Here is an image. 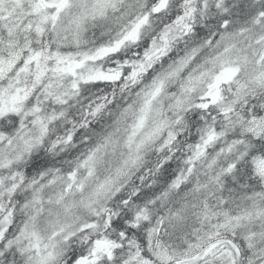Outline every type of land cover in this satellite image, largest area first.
Instances as JSON below:
<instances>
[{
    "label": "snow or ice",
    "instance_id": "obj_1",
    "mask_svg": "<svg viewBox=\"0 0 264 264\" xmlns=\"http://www.w3.org/2000/svg\"><path fill=\"white\" fill-rule=\"evenodd\" d=\"M0 264H264V0H0Z\"/></svg>",
    "mask_w": 264,
    "mask_h": 264
}]
</instances>
